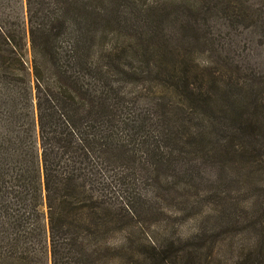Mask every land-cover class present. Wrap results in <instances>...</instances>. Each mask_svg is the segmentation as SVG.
<instances>
[{"label":"trees","instance_id":"1","mask_svg":"<svg viewBox=\"0 0 264 264\" xmlns=\"http://www.w3.org/2000/svg\"><path fill=\"white\" fill-rule=\"evenodd\" d=\"M176 1L197 31L200 4ZM25 2L27 33L0 19V264H224L222 232L196 227L197 207H136L133 187L141 179L177 195L198 160L241 156L244 140L264 139V75L209 59L154 61L177 52L152 42L162 21L143 30L158 9L143 0ZM199 41L211 44L206 33ZM151 83L173 97L153 89L139 107ZM232 261L264 264V237Z\"/></svg>","mask_w":264,"mask_h":264},{"label":"rangeland","instance_id":"2","mask_svg":"<svg viewBox=\"0 0 264 264\" xmlns=\"http://www.w3.org/2000/svg\"><path fill=\"white\" fill-rule=\"evenodd\" d=\"M192 1L199 3L202 10H199V18L196 17L197 31H192L187 26L191 21L182 13L184 10L181 6L187 5L185 2L180 4L176 0H143L144 4L150 7L153 4L158 8L156 11L148 10L147 24L143 30L149 34L158 26V22L162 21L152 42L158 49L175 48L177 52L173 56L167 50L159 51L154 61L169 63L185 58L201 62L209 59L216 63L236 66L242 73L264 75V0H189L190 4ZM205 12L207 15H203ZM5 16L15 18V23L27 33L25 0H0V19ZM229 20H232V23H228ZM133 24H136V18ZM125 25H131L130 21ZM203 33L211 39V44L207 47V44L203 45L199 41ZM127 36L124 33L119 34V45L135 47V43L127 41ZM185 53L187 55H183ZM152 85L153 88L149 84L143 85L146 91L142 90V93L138 94L139 107L148 105L145 98H151L149 91L153 89L158 96L173 97L154 83H151ZM246 143L248 141L245 140L242 145L236 142L242 146L237 149L239 153L242 151L241 156L231 153L225 158L212 156L204 162L198 160L195 168L190 170L192 180L185 179L190 182L186 183L187 188L176 189L177 195L181 197L171 191L159 192L139 179V184L133 187V194L139 199L136 207L147 199L153 208H164L170 204L173 206L172 202L176 203L175 206L187 202L186 204L197 207L198 215L202 217H196V227L202 226L209 233L211 230L222 232L221 237L216 240V245L219 246L217 252L224 264H233L232 260L239 258L241 254L244 256L247 251L254 248L256 250L264 237L263 231L260 230L264 229V156L256 153L259 150L264 152V139L258 137L253 144ZM214 148L213 146L210 149ZM207 210L212 214H205ZM42 212L45 213V208ZM145 220L151 223L155 222L157 217H145ZM160 220L163 225L167 224L166 218ZM192 225V222L184 223L181 229L189 231ZM170 226L179 228L176 223ZM229 229L246 232H229ZM40 248L46 250L45 260L47 259L48 263L47 233L39 250Z\"/></svg>","mask_w":264,"mask_h":264}]
</instances>
